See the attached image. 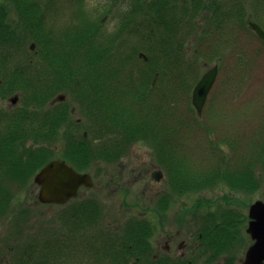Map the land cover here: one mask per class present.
I'll return each instance as SVG.
<instances>
[{"label":"trees","instance_id":"16d2710c","mask_svg":"<svg viewBox=\"0 0 264 264\" xmlns=\"http://www.w3.org/2000/svg\"><path fill=\"white\" fill-rule=\"evenodd\" d=\"M50 2L0 0V96L19 98L13 109L0 108V218L12 202L11 189L29 186L49 160L61 158L84 171L88 162L113 159L135 141L150 147L174 193L224 186L222 198L231 202L236 193L264 189L258 172L264 170V113L253 130L243 132L241 143L229 129L247 107L230 100L245 89L241 82L250 63L236 42L227 46L225 32L232 21L251 31L246 22L253 20L264 29V0H128L112 31L102 28L108 10L88 13L83 0H72L71 18L56 28L58 10ZM203 63L217 64L218 78L198 117L190 93ZM217 87L215 95L229 90L227 105L218 107L219 95L217 112L204 117L213 110ZM58 93L66 99L53 102ZM183 96L188 100L181 109ZM255 100L248 107L263 108L264 101ZM217 122L226 124L223 134L213 127ZM184 130L193 136L200 130L209 142L206 149L179 134ZM55 140L63 143L60 153L47 147ZM168 200L158 201L161 212ZM99 216L97 201L77 202L57 216L62 234L38 229L17 241L21 219L14 226L17 238L6 247L7 264H66L74 250L83 253L76 264H199L195 261L206 258L214 263L236 249L247 221L229 208L202 215L195 234L200 245L191 261L151 254L153 226L146 219L131 218L106 235H87Z\"/></svg>","mask_w":264,"mask_h":264},{"label":"rangeland","instance_id":"374dc122","mask_svg":"<svg viewBox=\"0 0 264 264\" xmlns=\"http://www.w3.org/2000/svg\"><path fill=\"white\" fill-rule=\"evenodd\" d=\"M50 1H52V3L50 2L52 8L58 10L54 21H52L53 25L56 28L64 26L67 22L65 18H71L70 12L73 11L71 10L73 8L72 0L68 3L65 0ZM128 6V0H83L82 5L85 11L88 13L95 12L97 15L103 13L105 9L108 10L105 12V15L103 14L104 19L102 20V28L105 31H112L117 26L119 14L127 10ZM225 32L230 36V41L226 43L227 46L236 42L250 63L248 75L241 82L245 84V89H242L240 94H236L235 99L230 100L234 106H241L243 103L247 104V107L242 111L243 113H239L237 120L234 121V118V122L231 121L229 125V129H231V132L241 143L244 133H249L251 129L253 130L262 120L260 117L262 115L261 112L264 113V106L261 109L248 107L250 101L251 104L254 103L255 99V101H259L257 98L264 101V42L248 29L240 28L234 24L233 21L227 25ZM21 59L22 57L20 56L17 59L12 57V61L14 60L15 62ZM228 69L229 63L224 66L225 73ZM204 70L205 68L200 71V75ZM218 88L214 90V95ZM228 91L223 95L219 93L215 95L213 110L207 112L204 117L208 115L210 117L217 112L215 105L219 95L218 107L223 109L227 105V99L224 98V95L228 97ZM60 95L64 96L61 101L66 99L67 94L58 93L54 96L53 102H61L57 100V97ZM9 97L0 96V108L7 107ZM187 100L188 98L183 96L179 102V108L184 109ZM261 101L258 103L261 104ZM70 103L72 104V101ZM12 105L14 106V104ZM229 108H231L230 105ZM204 109H206V104ZM71 112L73 117L78 121L83 119L79 111L74 112V110H71ZM193 113L187 112V115L191 116ZM213 124L218 125V122ZM213 127H218L220 133L223 134L226 124H219ZM179 134L188 135L192 144L195 142L199 143L202 150L208 146L209 142L204 136L202 137L200 130L195 131L194 136L186 130L181 131ZM180 141L181 138L179 136L178 142ZM47 147L60 153L63 143L55 140L47 144ZM57 157H60L59 154H57ZM157 170L162 172L159 181L151 177V173ZM84 171L90 174L93 188L79 190L76 200L70 201L67 204H60L58 206L54 204H39L35 201L38 190V187L35 186H26L22 189L13 187L11 189L14 195L12 202H10L9 208L6 210L7 212L5 211L7 214L5 216L2 215L0 218V262L2 264H7L8 254L5 253L6 247L12 244L9 241L13 240L12 237L17 231L14 229V226L21 219H23L21 224L22 230L18 234L20 238L17 241L29 236V232L38 229H44L54 234H62L63 227L57 216L77 202L94 200L99 204L100 216L89 225L87 235H92L98 231H102L101 234L106 235L108 232L117 231L122 224L131 218H142L146 219L153 226L151 236L149 237V246L151 248L149 251L151 254H154V251L157 252V246L162 247L164 244L167 239L164 233L176 232L175 241L172 245H169L171 254L178 255L179 253H184V255H187L190 245L195 241V233L199 228L202 215L210 212L219 214L229 208L237 210L247 217L248 206L255 200H263V187L248 194L236 193L231 202H227L228 200L222 198V194L228 191L224 186H216L213 189L182 194L174 193L170 190L167 178L157 164L153 151L147 144L136 141L127 144L125 150L116 154V157L113 159H94L88 162V167ZM258 172L264 179V170L258 167ZM164 196L169 198V200L161 212L157 207V203ZM106 226L111 227L112 230L105 228ZM246 227L247 221L240 230L241 240H239V245L233 252L223 254L214 263H209L206 258L205 264H223V262H227L226 259H230V264H241L251 242L245 231ZM177 241L182 242L181 251L175 245ZM72 253L73 257H68V260L65 262L66 264H76L79 257L83 259L81 257L83 253L80 251L74 250ZM203 262L204 259L198 260L199 264Z\"/></svg>","mask_w":264,"mask_h":264},{"label":"water","instance_id":"95a60500","mask_svg":"<svg viewBox=\"0 0 264 264\" xmlns=\"http://www.w3.org/2000/svg\"><path fill=\"white\" fill-rule=\"evenodd\" d=\"M246 24L259 39L264 41V29L252 20H247ZM29 48H34L33 43L29 45ZM216 75L217 65H213L201 75L192 89L191 103L198 116L201 115L207 94ZM63 98L64 96L60 95L57 100L61 101ZM17 99V94H14L8 100L15 104ZM151 177L159 181L161 171L152 172ZM33 183L40 186L37 192V199L40 202L56 204H64L69 199L76 197L79 187L92 186L89 173L77 172L71 165L60 159H52L44 164L34 174ZM247 216L248 225L245 231L250 236L252 243L244 254L243 264H264V202L261 200L252 202L248 206Z\"/></svg>","mask_w":264,"mask_h":264},{"label":"flooded vegetation","instance_id":"af4514ba","mask_svg":"<svg viewBox=\"0 0 264 264\" xmlns=\"http://www.w3.org/2000/svg\"><path fill=\"white\" fill-rule=\"evenodd\" d=\"M126 208V207H125ZM164 235L167 237V239L165 240L164 244L162 245V247H159L157 246V252H153L154 256L157 257V258H161L159 256H165V257H172V256H179L181 258H185V259H188V260H191V261H195L194 260V254L196 252V250L198 249L200 243L198 241H194L191 245H190V248H189V253L186 255H184V253H179L178 255H172L171 254V249H170V246L169 245H172V243L175 241L176 239V232L175 233H169V234H166L164 233ZM175 245L177 246V248L179 249L180 248V251H181V245H182V242L181 241H177L175 243ZM188 245V244H187ZM195 262H198V261H195ZM0 264H2L0 262ZM202 264H205V262H203ZM242 264V262H241Z\"/></svg>","mask_w":264,"mask_h":264}]
</instances>
